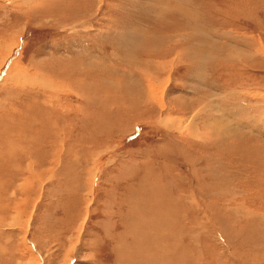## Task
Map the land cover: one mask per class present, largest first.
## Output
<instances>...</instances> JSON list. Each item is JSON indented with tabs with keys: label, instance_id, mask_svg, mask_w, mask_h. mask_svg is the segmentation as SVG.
<instances>
[{
	"label": "rangeland",
	"instance_id": "obj_1",
	"mask_svg": "<svg viewBox=\"0 0 264 264\" xmlns=\"http://www.w3.org/2000/svg\"><path fill=\"white\" fill-rule=\"evenodd\" d=\"M0 264H264V0H0Z\"/></svg>",
	"mask_w": 264,
	"mask_h": 264
},
{
	"label": "bare ground",
	"instance_id": "obj_2",
	"mask_svg": "<svg viewBox=\"0 0 264 264\" xmlns=\"http://www.w3.org/2000/svg\"><path fill=\"white\" fill-rule=\"evenodd\" d=\"M195 38V37H194ZM184 41V40H183ZM188 42V41H187ZM200 43H202L201 41H200ZM178 46V45H177ZM196 47H198V46H196ZM211 47H213L212 45H211ZM216 48H217V46H215ZM204 48H202V47H198L197 49H195V50H197V52H202V50H203ZM216 51V50H215ZM182 53V52H181ZM210 54H212V53H210ZM213 54H214V52H213ZM212 54V55H213ZM211 55H209V57H210ZM215 56H217V55H215ZM215 58V57H214ZM213 58V59H214ZM210 59V58H209ZM208 108H210V107H208Z\"/></svg>",
	"mask_w": 264,
	"mask_h": 264
}]
</instances>
